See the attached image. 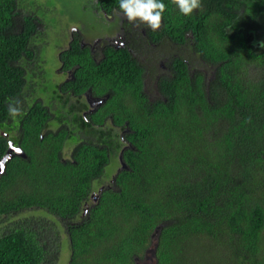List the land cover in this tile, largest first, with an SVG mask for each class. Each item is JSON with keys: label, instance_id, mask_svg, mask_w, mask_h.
Wrapping results in <instances>:
<instances>
[{"label": "trees", "instance_id": "obj_1", "mask_svg": "<svg viewBox=\"0 0 264 264\" xmlns=\"http://www.w3.org/2000/svg\"><path fill=\"white\" fill-rule=\"evenodd\" d=\"M162 2L153 37L187 47L208 79L173 56L161 98H148L129 51L106 46L95 60L76 31L58 54L72 78L47 106L33 95L42 21L24 0H0V159L9 142L24 154L0 173V217H11L0 264H61L63 243L67 264H136L151 246L154 264H264V0H201L191 16ZM94 4L119 11L118 0ZM88 90L107 97L83 117ZM36 211L48 217H21Z\"/></svg>", "mask_w": 264, "mask_h": 264}, {"label": "rangeland", "instance_id": "obj_2", "mask_svg": "<svg viewBox=\"0 0 264 264\" xmlns=\"http://www.w3.org/2000/svg\"><path fill=\"white\" fill-rule=\"evenodd\" d=\"M88 3L89 0H24L26 13L34 14L39 20L42 21L43 24H39L38 30L42 34V43L39 42V44L42 45L41 59L42 61H44V63L42 65L41 79L37 78V83H35L36 90L39 89V91L36 92L35 90V94L33 95L34 98H41L44 105L49 106V101H51V99L49 98H53V92L56 90V86L65 80V77L62 74L58 73V70L60 68L58 54L60 51L64 50L67 47L70 31L73 29H77L84 40H86L87 42H91L94 38L106 34V31H109L110 29L108 28V24L105 23L103 16L92 11L91 6H88ZM180 52H182L180 48L176 49L170 44L163 42L161 43V45H158L153 50L148 52V61L150 60V58L154 57V63L151 62L150 64H148L150 70L149 78H147L148 90H151V92L154 91V81L159 71V62L161 61V59L166 62V58H169L170 55ZM183 53L185 54L186 58H189L191 60V65L193 68L199 71L205 70L207 72V75H211V71L207 67L203 66V64L192 57L189 49L183 50ZM157 58L160 59L157 60ZM142 63H146L145 59H142ZM70 103H73L72 98L70 99ZM52 104H54V102H52ZM61 111H63L64 113L65 109H62ZM4 134V131L0 130V135ZM12 134L14 135L15 132L13 131ZM72 147L73 145L71 144L64 149L65 157L69 155ZM115 163L116 162L112 160L109 167H106L105 175L109 176L108 178H104L101 181L102 186L109 184L111 177L116 174L117 167ZM35 213L36 214H22L21 217L32 215L36 217H48V215L42 211H36ZM10 218L8 219L6 217H0V224L2 222L4 223L5 221L8 222ZM50 220L55 222L53 219ZM1 228L2 227L0 226V233L2 232ZM154 236L155 234L153 235V238ZM63 237L64 236L62 235V238ZM151 247L146 254L148 255L147 257H152L150 255V250H152ZM62 249L60 261L61 264H67L66 257L69 255V252L65 243H63L62 245ZM145 260H149L150 264H152L150 258H147ZM147 261H145V263H148ZM140 264H143V262H140Z\"/></svg>", "mask_w": 264, "mask_h": 264}, {"label": "flooded vegetation", "instance_id": "obj_3", "mask_svg": "<svg viewBox=\"0 0 264 264\" xmlns=\"http://www.w3.org/2000/svg\"><path fill=\"white\" fill-rule=\"evenodd\" d=\"M88 6H91L92 11H94L96 14H101L105 20V23L108 24L109 31H106V34L99 36L97 38H94L91 42H87L86 40L83 39L81 35V40H80V45L82 48H87L90 52V54L93 56L95 60L99 59L100 57L103 56V49L108 46L112 48L115 51H120V50H127L129 53L132 55L133 58H135L141 66L144 68V83H143V88L144 91L146 92L148 98H161V94L158 90L157 87V81L160 79L162 76H167L170 75V58L171 57H177L180 54L185 57V54L183 53H174L169 56V58H166V62L161 59L159 62V71L158 74L155 78V85H154V91L151 92V90H148V82L147 78H149V67L148 64L151 62L154 63V57L150 58L148 61L147 54L149 51L153 50L155 47L158 45H161V43H168L171 44L169 39L163 38L156 40L153 37V34L160 33V29L156 31H152L150 29H147L143 25L140 27H136L133 24H130L127 20L123 19L119 11L114 10L110 15H106L104 12H99L97 8L95 7L94 0H89ZM79 32L77 29H73L70 31V35L73 32ZM80 33V32H79ZM70 35L68 39V43L70 41ZM68 45V44H67ZM172 45V44H171ZM173 46V45H172ZM176 48V47H175ZM187 50V47H182L180 50ZM150 55V54H149ZM195 58V57H194ZM142 59H145L146 63H142ZM160 58H157V60ZM186 59V57H185ZM196 59V58H195ZM153 60V61H152ZM156 60V59H155ZM203 66L206 67L205 64ZM192 70V73L196 71L197 69L193 68L192 66L190 67ZM209 69V68H208ZM210 70V69H209ZM199 71V70H197ZM202 72L208 79L210 77L207 75V72L204 70H201ZM59 74H62L65 77V80H68L69 78H72V71L69 70L67 72L60 71L58 70ZM212 74V73H211ZM62 83V82H61ZM154 93V94H152ZM105 97L106 95L103 96H96L91 93V90H88L87 92L83 93L81 97H79L80 101L82 104L85 105L84 110L81 112V115L83 117H86L87 114H90L92 112H95L104 102H105ZM69 98H72L73 103L77 102L76 96H69ZM98 100H104L102 103L98 104ZM148 255H145L142 259L140 258H135V263L140 264V262L143 264H150L149 260H145L147 258H150L152 261V264H154L153 257H147ZM147 261L148 263H145Z\"/></svg>", "mask_w": 264, "mask_h": 264}, {"label": "clouds", "instance_id": "obj_4", "mask_svg": "<svg viewBox=\"0 0 264 264\" xmlns=\"http://www.w3.org/2000/svg\"><path fill=\"white\" fill-rule=\"evenodd\" d=\"M122 18L136 27L143 25L156 31L161 28L166 5L162 0H118ZM183 16H191L202 7L201 0H171ZM264 47V43H261ZM22 114V103L13 98L8 105V115L12 118Z\"/></svg>", "mask_w": 264, "mask_h": 264}, {"label": "water", "instance_id": "obj_5", "mask_svg": "<svg viewBox=\"0 0 264 264\" xmlns=\"http://www.w3.org/2000/svg\"><path fill=\"white\" fill-rule=\"evenodd\" d=\"M103 101L104 100H98L97 103L100 104ZM12 155L24 157L22 150L19 147L14 146L12 142H9V148L7 150V153L0 159V173L4 171L6 161L10 159ZM120 164L122 168H125L124 163L121 161V157H120Z\"/></svg>", "mask_w": 264, "mask_h": 264}]
</instances>
